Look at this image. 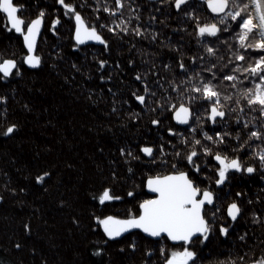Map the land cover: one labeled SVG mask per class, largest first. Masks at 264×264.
Instances as JSON below:
<instances>
[{
  "label": "trees",
  "instance_id": "trees-1",
  "mask_svg": "<svg viewBox=\"0 0 264 264\" xmlns=\"http://www.w3.org/2000/svg\"><path fill=\"white\" fill-rule=\"evenodd\" d=\"M66 2L75 5L86 24L97 28L108 47L92 44L73 47L75 21L65 15L57 0H14L22 6L19 15L27 21L40 9L45 11V25L35 52L41 57L37 69L24 66L22 36L9 27L6 16L0 12V61L16 59L20 72L16 75V70L0 79V96L5 97L0 104V264H164L161 246L172 250L181 248L182 244L171 245L166 237L152 240L139 232L109 240L97 226L95 217H126L130 208L149 197L144 190L148 175L172 171L174 151L186 153L189 149L179 138L168 134V127H174L189 140L194 135L193 127L210 135L230 132L226 145L217 148L211 142L205 144L213 149V154L222 151L229 156L239 155L245 166L251 163L256 168L250 176L236 179L235 188L217 195L216 207L224 210L229 200H235L242 211L235 222L227 220L230 226L227 236L217 231L203 245L199 240L194 242L198 252L196 264H251L264 257V169L253 155L254 150L264 147V139L252 138L250 144L237 151L248 140V132L264 124L259 112L249 108L240 95L242 88L252 86V80H244L246 74L236 73L240 77L236 88L231 87L233 82L214 80L223 95L232 97L230 101L221 97L228 115L217 118L215 124L203 115L206 104L194 102L191 119L186 126L179 127L167 112H150L147 108L154 104L149 102L145 108L131 95L133 91L143 93V84L135 80L137 71L149 73L146 82L157 94L153 99L165 94L154 83L159 77L163 78L167 94L178 99L167 81L175 79L179 83L184 78L185 72L178 67L181 59L188 73L211 64H217L219 73L222 65L228 64V71L224 72L227 75L236 64L246 67L248 61L264 55V51L242 49L234 38L237 28L222 30L215 38L207 34L199 37L197 23H218L219 18L209 13L206 3L197 0H188L177 11L173 0L163 3L125 0L119 14L103 11L105 7L115 8V0ZM130 8L140 17L139 21L129 12ZM185 13H193L200 19L197 21ZM121 15L131 18L132 27L139 23L146 35L116 34L102 27L118 21ZM57 16L60 23L53 32L51 20ZM205 45L213 47L215 54L206 53ZM235 52L244 53L246 60H235ZM100 59L107 61L104 68L98 66ZM165 64L170 68L165 69ZM101 75L104 80L100 79ZM109 75L111 79H107ZM237 99L240 104L236 103ZM129 113L140 115L133 119ZM161 116V125L153 126L151 120ZM197 116L205 121L203 126L196 120ZM245 120H253L254 124L244 129ZM12 123L18 126L14 133L3 135ZM141 145L153 146L155 155L148 157L141 153ZM173 145L177 146L175 150ZM121 148L131 150L139 159L121 155ZM210 159L201 155L196 161L201 165L202 176L212 171ZM179 168L188 170V165L181 163ZM43 172L49 175L37 182L35 177ZM112 185L113 195L121 199L100 203L99 193ZM128 191H133L134 196L128 197ZM206 210L212 212L215 208ZM25 225L29 227L26 229ZM133 243L135 248L130 247ZM97 248L102 249L100 254H96Z\"/></svg>",
  "mask_w": 264,
  "mask_h": 264
},
{
  "label": "snow or ice",
  "instance_id": "snow-or-ice-1",
  "mask_svg": "<svg viewBox=\"0 0 264 264\" xmlns=\"http://www.w3.org/2000/svg\"><path fill=\"white\" fill-rule=\"evenodd\" d=\"M124 2L125 0H115V8L105 7L103 11L109 14H119ZM163 2L164 0H161V3ZM57 3L63 6L65 15L75 21L73 39L76 43L73 47L86 41H98L105 48L108 47V42L102 34L95 26L86 24L81 13L75 10L74 4L67 3L66 0H57ZM187 3L188 0H173L174 7L177 10L186 6ZM205 3L212 13L218 15L219 22L197 23L196 31L199 37H205L207 34V36L215 38L222 30L228 31L229 28H237L234 38L238 40L242 49L264 51V0H247V2H242V0H205ZM21 7L16 5L14 0H0V12L6 14L10 28L22 35L23 45L27 50V55L23 56L24 63L31 67H36L41 63V57L34 54L37 46V37L41 32L46 14L44 9H40L34 18L27 21L18 14ZM129 12L135 20L139 21L140 17L135 14L132 8L129 9ZM185 15L191 16L197 21L200 19L194 16L193 13H185ZM150 19H154V17H150ZM59 23L60 18L58 16L51 20V30L53 32L56 31V26ZM222 25H227V27L222 29ZM102 27H106L109 31L116 34L132 32L138 37L146 35V30L139 23L132 27L131 18L125 19L122 15L118 21L114 20L111 25H102ZM152 38L155 39V34H153ZM204 51L209 55L215 54V49L208 45H205ZM192 59L195 60L196 57ZM234 59L243 62L246 60V55L242 52H235ZM132 63V61H129V64ZM106 64V60H98L99 68H104ZM154 67L155 65H153ZM163 67L168 69L170 65L165 64ZM178 67L185 72L184 78L179 83H176L175 79L167 81V84L171 86V90L178 94V99L167 94L162 77H159L158 81L154 83H158L159 87L165 91V94L159 99H153L157 94L152 91L146 82L149 73L137 71L135 80L143 84V93L133 91L131 95L134 100L145 106V108L151 102L154 107L147 108L148 111L153 113L157 111L167 112L172 120L185 125L193 115L192 104L194 102L206 104L207 108L204 110L203 115L215 124L217 118H224L228 115L224 110L225 105L221 103V97L223 96L225 101H230L232 97L223 95L214 80L233 82L231 87L236 88V82L240 80L236 73H244L246 75L243 76V79H251L252 86L242 88L240 95L246 100L249 108L253 111H258L260 118L264 119V55H258L254 60L248 61L246 67L242 64H236L227 75L224 72L228 71V64L222 65V70L219 73L217 72V64H211L195 73H188L186 65L181 59ZM14 70H17L16 75H20L18 62L15 59L6 58L0 61V74H2L0 79L11 76ZM202 72L209 73L210 76L205 77L201 74ZM100 79L104 80L105 77L101 75ZM107 79H111V76L109 75ZM181 86H183V91H181ZM3 100H5V97L0 96V101ZM236 103L240 104V99H237ZM241 111H243L242 108ZM129 115L133 119H138L140 113H129ZM162 118L161 116L152 119L151 124L159 127L162 123ZM196 120L202 126L205 123L200 116H197ZM237 120H239V117H237ZM249 124H254V121L245 120L243 123L244 129H248ZM17 127L15 123L9 124L3 135L8 136L14 133ZM239 127L238 123L237 128ZM167 132L169 135L179 138L180 143L189 150L186 153L181 150H175L177 146L173 145L175 163L171 165L172 171L166 174L148 175L145 186L154 195L140 200L135 208L128 210L126 217L105 215L103 217L96 216L95 220L97 221V226L103 229L104 235L108 238L120 237L122 233L130 229H140L151 237H160L161 234H166L168 240L183 242V246L172 250L161 246V254L165 256L164 264H196L198 252L193 247L194 242L199 240L200 244L203 245L217 231L219 235L227 236L230 231L227 220L231 219L235 222L242 211L236 201L227 204L224 210L215 206L216 193L209 187L202 188L190 175L191 172L197 174L201 172V165L196 161L203 155L209 156L218 162L214 169L218 177L215 179L216 185H222L227 180L230 170L251 174L256 171V168L251 163L245 166L239 155L230 157L222 151H216L213 155V149L205 144V141L211 142L217 148L226 145V137L231 136L230 132H214V135H210L208 131H201L193 127L191 132L194 135L191 140H189V137L183 136L182 133H178L174 127H168ZM197 135H200L201 138L197 139ZM239 137L240 132L238 131L237 139ZM252 138L264 139V124L257 130L249 131L248 140L240 144L237 151L244 149L246 145L250 144ZM168 143L171 144V141ZM139 151L148 157L155 155V149L151 145H141ZM160 151L163 156V144L160 145ZM120 153L129 159H139L131 150H126L125 148H121ZM253 155L258 157L260 168L264 169V147L254 150ZM181 163H186L188 170H180L179 165ZM129 171L131 172L132 169L130 168ZM48 175V172H43L37 175L35 179L37 182H42ZM112 179L113 181L116 180L115 173L112 174ZM113 188L114 185L102 189L98 196L100 203L121 199L120 196L113 195ZM126 195L133 197L134 192L128 191ZM240 195L242 193H237V196ZM206 205L213 206L215 211L208 212ZM219 216H225V218L221 220L218 219ZM28 227V225H25L26 229ZM243 238L241 237V239ZM135 246V243L130 245L132 248H135ZM16 247H19V245H16ZM101 252L102 249H96V254ZM251 264H264V257L253 260Z\"/></svg>",
  "mask_w": 264,
  "mask_h": 264
},
{
  "label": "flooded vegetation",
  "instance_id": "flooded-vegetation-1",
  "mask_svg": "<svg viewBox=\"0 0 264 264\" xmlns=\"http://www.w3.org/2000/svg\"><path fill=\"white\" fill-rule=\"evenodd\" d=\"M210 161L211 162L209 163V166L211 167V170L212 171H208V175L202 176L200 173L199 174H197V173H190V175H191V177L193 179L196 180V182L202 188L203 187H209L214 193H216V197L220 193V191H226V190H228V188H231V187L232 188H235L236 187V184H235L236 179L237 180L239 178H243L244 179L243 175L250 176L252 174V173L251 174H247L246 172H236L235 170H230L229 171V174H228L227 180L222 185H216L215 184V179H217L218 177L216 176L214 169L218 165V162L214 161L213 159H210ZM194 176H195V178H194ZM144 186H145V184H144ZM221 188H225V189L223 190ZM233 201H235V200H229V202H227L225 204V208H226L227 204H229L230 202H233Z\"/></svg>",
  "mask_w": 264,
  "mask_h": 264
},
{
  "label": "water",
  "instance_id": "water-1",
  "mask_svg": "<svg viewBox=\"0 0 264 264\" xmlns=\"http://www.w3.org/2000/svg\"><path fill=\"white\" fill-rule=\"evenodd\" d=\"M148 1H151V2H155V1H157V0H148ZM197 1H201V2H204L205 3V0H197ZM174 5V4H173ZM207 7V6H206ZM208 9V8H207ZM176 11H177V9H175ZM208 11H209V13H211V14H213V15H215V16H218L217 14H215V13H212L211 11H210V9H208ZM18 14H19V12H18ZM5 16H6V14H4ZM6 22H7V19H6ZM9 25V24H8ZM43 26H44V24L42 25V28H41V32H40V34L38 35V37H37V42H38V40H39V38H40V36H41V34H42V30H43ZM9 27H10V25H9ZM13 31H15L14 29H12ZM20 34V33H19ZM22 36V35H21ZM74 42H76L75 40H74ZM22 44H23V38H22ZM38 44V43H37ZM97 45V46H102L103 44L102 43H100V42H98V41H86V42H84L83 44H79V46L80 45ZM37 47V46H36ZM24 49H25V55H27V50H26V48L24 47ZM35 52H36V49H35ZM35 54V53H34ZM36 55V54H35ZM6 59V58H5ZM12 59V58H11ZM23 63H24V61H23ZM24 66H26L27 68H29V69H37V67L38 66H36V67H31V66H29V65H27L26 63H24ZM15 71V70H14ZM13 71V72H14ZM2 75V74H1ZM0 104H1V101H0ZM191 119V118H190ZM173 121V123L175 124V125H177V126H179V127H182V126H186L185 124H179L178 122H176V121H174V120H172ZM154 126V125H153ZM144 155H146V154H144ZM147 156V155H146ZM166 174V173H165ZM247 174H249V173H247ZM147 179V178H146ZM146 179H145V182H146ZM144 190H145V192L149 195V198L152 196V195H154V193H152L151 192V190L150 189H148L146 186H144ZM231 203V202H230ZM206 207H211V205H206ZM226 209V208H225ZM239 216H240V214H239ZM239 216H238V218H239ZM123 218V217H122ZM237 218V219H238ZM229 221H232L231 219H228ZM233 222V221H232ZM132 232H139L140 234H142V236H146V237H148V238H150V239H152V240H157V239H160V238H165L166 237V234H161V236L160 237H151V236H149L148 234H146V233H143V231L142 230H140V229H130V230H128L127 232H125V233H122L121 234V236H123V235H127V234H130V233H132ZM121 236L120 237H116V238H108L109 240L110 239H112V240H115V239H119V238H121ZM106 237V236H105ZM167 239V238H166ZM167 241L171 244V245H176V244H182L183 245V242H174V241H170V240H168L167 239Z\"/></svg>",
  "mask_w": 264,
  "mask_h": 264
},
{
  "label": "rangeland",
  "instance_id": "rangeland-1",
  "mask_svg": "<svg viewBox=\"0 0 264 264\" xmlns=\"http://www.w3.org/2000/svg\"><path fill=\"white\" fill-rule=\"evenodd\" d=\"M250 8H251V6H250ZM44 25H45V21H44ZM43 28H44V26H43ZM43 31V30H42ZM74 31V30H73ZM42 35V34H41ZM79 46V45H78ZM95 46H97V45H95ZM37 48V47H36ZM26 53V52H25ZM25 55V54H24ZM5 59V58H4ZM13 59V58H12ZM16 60V59H15ZM2 61V60H1ZM16 71V70H15Z\"/></svg>",
  "mask_w": 264,
  "mask_h": 264
}]
</instances>
